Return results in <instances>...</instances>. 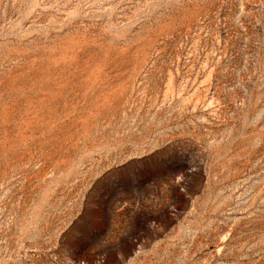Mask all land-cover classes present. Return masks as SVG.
Returning <instances> with one entry per match:
<instances>
[{"label": "rangeland", "instance_id": "374dc122", "mask_svg": "<svg viewBox=\"0 0 264 264\" xmlns=\"http://www.w3.org/2000/svg\"><path fill=\"white\" fill-rule=\"evenodd\" d=\"M0 264H264V0H0Z\"/></svg>", "mask_w": 264, "mask_h": 264}]
</instances>
